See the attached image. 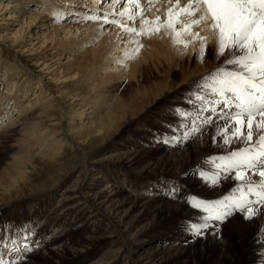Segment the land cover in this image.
Returning a JSON list of instances; mask_svg holds the SVG:
<instances>
[{
  "label": "bare ground",
  "instance_id": "bare-ground-1",
  "mask_svg": "<svg viewBox=\"0 0 264 264\" xmlns=\"http://www.w3.org/2000/svg\"><path fill=\"white\" fill-rule=\"evenodd\" d=\"M31 1L34 3V9L29 12L28 6L32 4ZM58 1L61 3L55 0H0V27L6 29L5 33H0V49H8L12 57L16 58V62L2 65L0 68V132L14 123L22 124L21 119L25 117L30 122L37 119L39 123L31 127L34 126V136L39 146L35 147L36 149H33L35 145L31 146L28 157L42 156L39 152L36 154V151H39L42 143L47 141L50 145L55 144V148L50 150L59 158L57 162H53L54 158H51L52 161L46 160V164L52 167L60 163L65 150L68 149L67 152L73 155L72 157H77L81 153V170L73 184L60 193V200L57 203L59 206L50 211L51 215H45L43 225L32 220L39 214L36 208H31L33 211H30L28 206L22 205L21 200L26 195L10 197L7 194L6 198L0 197V228L4 229L0 231V237L8 241L6 224L13 225L11 236L19 231L21 223H25L33 231L37 230L34 241L38 242L39 251L38 254L29 255L28 264H84L88 258L104 248L107 250L97 261L99 264H199V262L264 264V247L261 246L264 242L257 243L255 240L258 224L255 221L244 220L240 213H235L225 220L223 228L209 227L203 236L194 237L186 231L185 225L200 223L202 214L184 203L182 199L169 197L167 190L172 186L143 198L126 195L124 190L115 188L119 184L118 175L122 173L139 176V181L143 184L150 181L151 175H158L168 180V183L178 186L183 181L185 173L197 169L195 174L198 178L184 182L183 187L179 189V197L191 194L198 199L215 201L233 194L239 196L236 192L238 181L234 178H223L226 173L222 169L203 162L208 157L227 156L230 151L241 147L240 144L225 146L220 137L214 142L213 138L209 137L214 130L213 127L209 129V133H204L202 140H196L193 145L185 143L171 148L159 147L161 144L156 146L154 134L161 133L156 130L151 137L143 135L130 148L123 143V149L117 150V154L110 155L106 160L95 161L88 158L84 148L99 140H109L113 137L117 139L123 130L116 134L117 126L130 122V118L136 114L130 111L138 106H141L138 112L146 109L144 111L147 112L146 116L150 115L153 119L149 123L154 122L157 127L176 124L173 120L167 122L168 117L157 118V114L155 116L151 114L162 107L156 109L155 99L173 97L175 90L170 86L173 78L168 76L165 83H161V87L149 91L150 94L144 97L139 93L141 97L139 100L136 98L128 102L111 104L96 113L91 107L94 102L88 103L82 96L91 90L96 94L95 89L113 82L107 76L112 74L117 76L115 72H120V69L112 61L104 64L114 58L105 61L103 54L111 44L116 43L117 46L114 45L112 50L115 54L121 55L118 58L124 59L123 53L133 48L129 42L134 37L127 35L125 39H120L123 35L121 28L111 27L102 22H85L83 17L94 12L102 16L105 12H111L114 7L116 12L123 11L129 5L124 3V0H121L119 6L104 3L103 0ZM143 6L148 7L146 0ZM170 6L168 0H156L150 11L145 12V16L149 20H155L157 16H160L162 21L166 20L167 9ZM56 12H62L66 18L56 22L54 19ZM116 18L119 19L118 16ZM122 23L131 27H144L139 17L135 23L131 20ZM197 31L210 37L207 43L217 46L216 39L211 37L206 26L202 29H193L194 33ZM139 39L144 45L141 48L142 62L145 61L144 56L148 54L147 60L150 57L149 60L152 59L151 61L158 66H172L174 55L184 50L182 43L173 44V33L169 29H161L159 35H153L150 39L144 36ZM181 39L188 41L190 48L201 46L200 40L193 39V36H183ZM24 57L29 58L34 69L22 63ZM210 61H216L215 57H211ZM92 63H97L101 72L108 73L104 77H99L95 85L83 75ZM220 66L221 64L212 66L209 72ZM25 68L34 72V75L27 73ZM194 70L190 75L194 74ZM205 72L202 69L200 76ZM169 73L171 68H168V75ZM19 75H26L32 81L15 82ZM186 78L181 80L182 85L189 81ZM80 79L85 80V83L82 88L75 90ZM195 80L197 79L191 78L188 83L195 86ZM85 87L88 89L82 91ZM93 97L97 99L99 95ZM57 131L62 132L59 140L56 139ZM124 149L127 151H123ZM43 160L44 158H40L41 162ZM104 162L114 166L107 170L110 172L107 177L111 183L95 189L93 185L98 183L96 182L98 173L92 175L90 181H87L86 176L89 172L99 171L98 164L104 165ZM216 163L219 164L218 159ZM204 166L206 167L202 168ZM213 167L217 169L216 172H212ZM201 173L209 178L219 174L221 179L218 184L213 185L203 180ZM15 182L10 181L9 184L2 186L3 190ZM52 187L38 191L36 196L44 197L51 194ZM67 202L70 207L65 209L64 204ZM150 230L169 231L174 236V242H181L174 250L163 253L165 256L163 262H155L156 257L152 256L153 252L160 251L159 249L145 248L143 251L139 249L140 245H137L140 233ZM52 231L58 234L53 238L54 242L41 243L45 237L41 233ZM136 238L138 239L136 244L131 246V242ZM42 244L46 245L41 247ZM10 247L14 245L10 243ZM13 258L14 256L9 260Z\"/></svg>",
  "mask_w": 264,
  "mask_h": 264
},
{
  "label": "snow or ice",
  "instance_id": "snow-or-ice-1",
  "mask_svg": "<svg viewBox=\"0 0 264 264\" xmlns=\"http://www.w3.org/2000/svg\"><path fill=\"white\" fill-rule=\"evenodd\" d=\"M103 2L119 6L121 0ZM144 2L124 0L129 7L123 11L116 12L114 7L102 16L94 12L83 17L85 22H102L121 28L123 35L120 39H125L127 35L134 37L129 42L134 47L123 53L124 59L118 60V64L123 66L127 60L139 55L144 47L139 37L150 39L159 35L161 29L171 30L173 44L182 43L185 48L188 41L182 40L183 36L199 39V59L203 62L210 37L202 35L201 31L193 32V29H202L203 26L216 39L215 59L221 62L220 67L196 83V88L185 100L188 107L172 108L176 124L168 125L170 132L155 133L154 141L170 147L182 146L215 125L214 142L220 137L225 146L241 145L227 156L208 157L203 161L222 169L226 173L223 178L238 181L236 192L239 196L233 194L215 201L198 199L191 194L179 197V188L175 185L167 190V195L182 199L202 214L200 223L185 225L186 231L194 237L203 236L209 227L218 229L233 214L240 213L244 220L257 222L255 240L257 243L264 242V0H174V3L168 0L171 6L167 9V19L163 21L160 16L155 20L145 16L156 0H146L147 8L143 6ZM137 17L143 21V28L122 23L127 20L135 23ZM65 18L62 12L54 13L56 22ZM219 121H223V125ZM201 178L216 185L221 176L218 174L209 178L201 173ZM250 196L254 198L250 199ZM3 230L0 228V231ZM31 235L28 233L17 241L14 233L10 243L15 247H10L9 241L0 237V244L10 252L18 253L11 260L0 253V264H28L29 255L36 250ZM261 246L264 247V243Z\"/></svg>",
  "mask_w": 264,
  "mask_h": 264
},
{
  "label": "rangeland",
  "instance_id": "rangeland-1",
  "mask_svg": "<svg viewBox=\"0 0 264 264\" xmlns=\"http://www.w3.org/2000/svg\"><path fill=\"white\" fill-rule=\"evenodd\" d=\"M55 1L61 3L58 0ZM30 3H32V1ZM33 5L34 3L28 6L29 12L32 11V9H34ZM3 28L4 27H0V33H5L6 29ZM119 42L122 43V41ZM114 45H116V43L111 44L107 48L108 50L103 54V60L106 61L108 60V58L111 57L114 58L113 60L106 61L104 64H108L111 61L115 62L120 69V72L118 73L115 72L117 76H114L113 74L108 75L107 72H101L100 69L97 67V63L90 64L88 69L83 73L84 76H87L88 81H91V83H93L94 85L98 83L99 77H104L106 75H108L107 78L113 80L112 83H109L108 85L103 84L97 89H95L97 90L96 94H93L91 90L87 92L84 96H82L83 99H85L88 103L93 104L94 102V104L91 107L95 110L96 113H98L99 109L103 110L104 108H107L111 104L114 105L123 102H128L131 100H136V98L139 100V98H141L140 96L144 97L145 95L150 94L149 91L151 90L154 91L156 87H161V83L164 84L166 78L169 76L173 78L172 79L173 81L171 82L170 86L173 88L172 90H175V93H173L174 95L171 99L170 98L155 99L156 109L161 106L162 107L161 109H158V111L151 112V114H154L153 116L157 114V118L168 117L167 122H169V120H173L174 122H176V117L172 114L171 107H175V106L188 107V105L185 103V100L189 96L190 92L195 89L196 86V85L194 86V84L188 83L190 82V79L191 78L197 79L195 80L194 83L200 82L202 77H205L210 73L209 69L212 66L221 64V62L218 60L210 61L211 57H215V53L217 49V46H215L213 43L206 44V48L208 51L206 52V56L203 62H201L199 59L201 55V46L191 47V48L184 47V50H180L174 55L175 58L171 62L172 66L170 67H168V65L158 66V64H155L153 61H151L152 59L149 60L150 57L147 60L148 54L147 56H144L145 59L143 60L145 61L142 62L141 50L138 56H136L134 59L127 60L126 63L122 66L117 63L118 60H123L118 58V56L121 55L115 54L114 50H112V48H114ZM131 46L134 47V45L132 44L130 45V47ZM0 51H1L0 62L2 63L0 65V68L2 65L3 66L9 65L13 61L16 62L15 56L12 57V53H10L8 49L6 50L5 48H2L0 49ZM196 54L199 55L196 56ZM22 63L25 66L30 67V69H34L28 57L22 58ZM168 68H171V73H169V75H168ZM25 69H27L26 70L27 73H31L34 75V72H31V70H29L28 68ZM202 69H204L206 72L203 73L202 76H200ZM193 70H194V74L190 75L193 72ZM184 77H187L188 79L187 78L186 79L189 81L184 85H182L183 82L181 83V80H185L183 79ZM17 78L15 79V82L19 81L20 83H22L25 82V80L26 82L32 81V79H30L26 75L25 76L19 75ZM84 83L85 80L80 79V81L75 86V90H79L80 88H82ZM87 89L88 88L85 87L84 90L82 91H85ZM67 90H69V88ZM139 93L140 96L138 95ZM143 93L145 94L142 95ZM98 95L99 97L97 99L93 97V96L97 97ZM138 108L141 109V106H138L135 110L130 111V113H134V114L136 113L135 117L130 118V122H128L126 125L120 124V126H117V128L119 127V129L116 128L117 131L116 134L123 129L117 139L113 137L110 138L109 140H104V141L99 140L97 142L88 144V146L84 148L85 152L88 153L89 159L93 158L95 161L106 160L110 155L117 154L118 153L117 150L123 149V143L127 144V147L130 148V146L132 144H136L139 138L143 137V135L146 137H151L156 130H158L161 133L170 132V129L167 128L168 125L167 126L162 125L160 127H157L154 122L149 123L153 119L151 118L150 115L148 117L146 116L147 112L144 113L146 109H144V111L142 112H138L139 111ZM21 120H22V124L14 123L13 125L6 128V130L0 132V197L6 198L5 195L7 194L8 196L10 195L19 196L23 194L26 195V197L23 198V200H21L22 205L28 206L30 208V211H33L31 208H36L39 214L37 215L36 219L34 218L32 220H34L33 222L36 224L40 222L38 224L43 225L45 224L43 223L45 215L48 214L51 215L52 212L50 211H52L55 208V206L56 207L59 206L57 203L58 200H60L59 198L60 193L67 190V188L70 187L77 178L81 170L80 165H81L82 155L80 153L79 155H77V157H72L73 155L69 154L67 152L68 151L67 149L64 152L65 154H63L62 156L63 159L61 160V162L50 167L48 164L45 163L46 160L50 161L51 158H54L53 162H57L59 156L53 153V150H50L51 148H55L54 146L55 144L50 145L47 141H44L42 143V147L40 148V150L36 151V154L39 152L40 154H42V156L28 157L29 153L31 152L30 151L32 148L31 146L35 145L33 149H36L35 147L39 146V143L34 136V126L31 127L32 125L38 124L39 120L34 119V121L30 122L27 117ZM75 121L79 122V120H75ZM218 123L220 125H223V121H219ZM124 126H127V128ZM212 127L214 128V130L209 134V137L213 138L216 132V126L214 125ZM212 127L207 128L204 131V133H209L210 132L209 129H211ZM61 133L62 132L60 133L58 131L56 132L57 140L61 139L60 138L62 135ZM204 133L202 134V136H198L188 143L193 145L196 143V140H200V139L202 140V138H204L205 136ZM155 145L156 146L160 145L159 147L167 146L171 148L170 146L162 143L155 142ZM43 146H45L46 148H44ZM123 151H127V150L124 149ZM40 158H44V160L41 162ZM205 167L206 166L202 168ZM110 168H114V166L108 165V163L105 162L104 165L98 164L97 169L99 171L89 172V174H87L86 176L87 181H90L89 179L98 173L96 175L98 176V179L96 180V182L98 183L93 185L95 186V189L101 188L103 184L107 185L108 183H111L109 181V178L107 177L108 175H110V172L107 171ZM196 170L197 169H191L190 171L185 173V175L183 176V181L180 182L178 186H176L174 183H168V180L163 179L158 175H151L150 181L143 184L142 182L139 181L140 180L139 176L132 174H129L130 176L128 174L123 175L122 173L118 175L119 184L116 185L115 188L124 190L126 192V195L143 198L150 194H154L159 190H166L173 185L181 189L183 187L184 182H191L198 178V175L195 174ZM216 171L217 169L213 167L212 172H216ZM10 181H16V182L13 183L12 186H9L5 190H3L2 186L9 184ZM51 186H53L51 190V194H48L44 197L36 196V193L38 191L49 188ZM28 193L29 195H27ZM64 206H66L65 209L70 207L68 202L65 203ZM222 224L224 225V223ZM222 224H220L219 226L223 228ZM6 227L8 230L7 231L8 233L6 235H10L11 237L10 232L11 229L13 230V225L6 224ZM19 229L27 230L29 231V233L31 234L33 233L34 235V232L31 231L29 226H26L25 223H21ZM54 233H55L54 231L48 233L45 232L41 233L42 235L44 234L43 236H45L44 239H42L41 243L54 242L53 238H55L58 235ZM170 233L171 232L165 230H150V232L143 231L139 235L140 237L139 241L137 242L138 239L136 238L134 242H131V246L135 245L137 242V245L138 246L140 245L139 249H143V251L145 248H148L149 250L159 249L160 251L153 252L152 256L156 257L155 262H163V259L165 258L163 253H165L168 250H174L181 243L178 241L174 242V236ZM33 235H31V237H33ZM8 241L10 242L9 239ZM45 245L46 244H42L41 247H44ZM34 246H36V241L34 243ZM35 249L36 250H34L31 254H38L39 248L35 247ZM106 250L107 249L105 248L100 249L95 255L88 258L84 264H89V263L99 264L97 263V261L99 260L100 256L104 252H106ZM34 261L36 262L39 260H34ZM199 264H206V263L199 262Z\"/></svg>",
  "mask_w": 264,
  "mask_h": 264
}]
</instances>
